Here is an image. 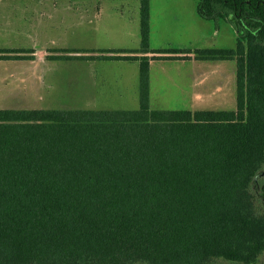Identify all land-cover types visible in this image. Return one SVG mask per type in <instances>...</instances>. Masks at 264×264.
<instances>
[{"label":"trees","instance_id":"obj_1","mask_svg":"<svg viewBox=\"0 0 264 264\" xmlns=\"http://www.w3.org/2000/svg\"><path fill=\"white\" fill-rule=\"evenodd\" d=\"M136 1L139 107H0V264H263L264 0H197L234 48L151 51ZM173 51L234 60L236 107L153 108L148 53Z\"/></svg>","mask_w":264,"mask_h":264},{"label":"rangeland","instance_id":"obj_2","mask_svg":"<svg viewBox=\"0 0 264 264\" xmlns=\"http://www.w3.org/2000/svg\"><path fill=\"white\" fill-rule=\"evenodd\" d=\"M150 1V51L236 46L233 27L200 17L197 0ZM141 44L136 0H0V49L13 50L0 55L22 56L0 58V107L137 108L140 60L124 57ZM148 55L153 108L236 107L234 60Z\"/></svg>","mask_w":264,"mask_h":264},{"label":"crops","instance_id":"obj_3","mask_svg":"<svg viewBox=\"0 0 264 264\" xmlns=\"http://www.w3.org/2000/svg\"><path fill=\"white\" fill-rule=\"evenodd\" d=\"M135 5H138V3H135Z\"/></svg>","mask_w":264,"mask_h":264}]
</instances>
